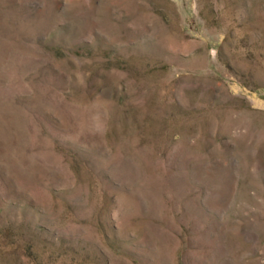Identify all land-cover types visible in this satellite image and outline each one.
Returning a JSON list of instances; mask_svg holds the SVG:
<instances>
[{
  "label": "rangeland",
  "instance_id": "rangeland-1",
  "mask_svg": "<svg viewBox=\"0 0 264 264\" xmlns=\"http://www.w3.org/2000/svg\"><path fill=\"white\" fill-rule=\"evenodd\" d=\"M0 264H264V0H0Z\"/></svg>",
  "mask_w": 264,
  "mask_h": 264
}]
</instances>
